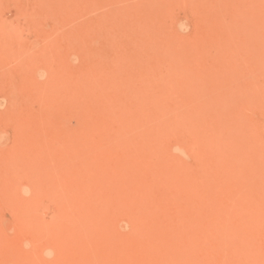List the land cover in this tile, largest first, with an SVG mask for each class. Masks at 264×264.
<instances>
[{
    "label": "rangeland",
    "instance_id": "1",
    "mask_svg": "<svg viewBox=\"0 0 264 264\" xmlns=\"http://www.w3.org/2000/svg\"><path fill=\"white\" fill-rule=\"evenodd\" d=\"M260 1L0 0V264H264Z\"/></svg>",
    "mask_w": 264,
    "mask_h": 264
},
{
    "label": "bare ground",
    "instance_id": "2",
    "mask_svg": "<svg viewBox=\"0 0 264 264\" xmlns=\"http://www.w3.org/2000/svg\"><path fill=\"white\" fill-rule=\"evenodd\" d=\"M202 1H204V0H202ZM259 1H260V0H259ZM158 2H159V1H158ZM200 2H201V1H200ZM217 2H218V1H217ZM148 3H149V2H148ZM153 3H154V2H153ZM256 3H257V2H256ZM260 3H261V1H260ZM198 4H200V3L198 2ZM205 4H206V3H205ZM247 5H248V4H247ZM259 5H260V4H259ZM261 5H262V4H261ZM261 5H260V6H261ZM251 6H252V4H251ZM149 7H150V6H149ZM193 7H194V5H193ZM196 7H197V6H196ZM199 7H200V6H199ZM221 7H222V6H221ZM247 7H248V6H247ZM249 7H250V5H249ZM262 7H263V5H262ZM194 8H195V7H194ZM200 8H201V7H200ZM257 8H258V7H257ZM138 9H139V8H138ZM152 9H153V8H152ZM212 10H213V9H212ZM125 11H126V10H125ZM125 11H124V12H125ZM149 11H150V10H149ZM205 11H206V10H205ZM208 11H209V10H208ZM136 12H137V11H136ZM196 12H197V9H196ZM206 12H207V11H206ZM216 12H217V11H216ZM218 12H219V11H218ZM121 13H122V12H121ZM127 13H128V11H127ZM138 13H139V12H138ZM214 13H215V12H214ZM113 14H114V13H113ZM115 14H116V13H115ZM115 14H114V16H115ZM123 14H124V13H123ZM125 14H126V13H125ZM149 14H150V13H149ZM215 14H216V13H215ZM131 15H132V14H131ZM160 15H161V13H160ZM105 16H106V15H105ZM111 16H112V15H111ZM120 16H121V15H120ZM123 17H124V16H123ZM246 17H247V16H246ZM111 18H112V17H111ZM124 18H125V17H124ZM106 19H107V17H106ZM148 19H149V18H148ZM150 19H151V18H150ZM247 19H248V17L245 18V20H247ZM145 20H146V19H145ZM248 21H250V20H248ZM248 21H247V22H248ZM259 21H260V20H259ZM252 22H254V21H252V19H251V23H252ZM112 23H113V22H111V24H112ZM148 23H149V22H148ZM254 23H255V22H254ZM117 24H118V23H117ZM245 24H246V23H245ZM146 26H147V24H146ZM244 26H245V25H244ZM245 27H246V26H245ZM131 28H132V27H131ZM157 28H158V27H157ZM248 28H250V27L248 26ZM153 29H154V28H153ZM241 29H243V28H241ZM246 29H247V28H246ZM104 30H105V29H104ZM124 30H125V29H124ZM147 30H148V29H147ZM243 30H244V29H243ZM254 30H255V29H254ZM254 30H253V32H254ZM241 31H242V30H241ZM156 32H158V31H156ZM244 32H245V31H244ZM137 33H138V32H137ZM152 33H154V32L152 31ZM254 33H256V32H254ZM254 33H253V34H254ZM110 34H111V33H110ZM147 34H148V33H147ZM106 35H107V34H106ZM113 35H114V34H113ZM254 35H255V34H254ZM126 36H127V35H126ZM147 37H148V35H147ZM252 37H253V36H252ZM252 37H251V38H252ZM255 37L257 38L256 35H255ZM258 37H259V36H258ZM114 38H115V36H114ZM157 38H158V37H157ZM116 39H117V37H116ZM121 39H122V37H121ZM121 39H120V40H121ZM244 39H245V38H244ZM257 39H258V38H257ZM133 40H134V39H133ZM156 40H157V39H156ZM158 40H159V39H158ZM158 40H157V42L159 43ZM242 40H243V39H242ZM161 41H162V40H161ZM232 41H233V39H232ZM243 41H245V40H243ZM258 41H259V39H258ZM258 41H257V42H258ZM233 42H234V41H233ZM158 43H157V46L159 47L160 43H159V45H158ZM161 43H162V42H161ZM135 45H137V44H135ZM121 46H122V45H121ZM150 46H151V45H150ZM160 46H161V45H160ZM144 47H145V45H144ZM147 47H148L149 49L151 48V47H149V46H147ZM147 47H145V48H147ZM242 47H243V45H242ZM245 47H246V45H245ZM155 48H156V47H155ZM124 49H125V48H124ZM158 49H159V48H158ZM160 49H161V48H160ZM160 49H159V50H160ZM138 50H139V49H138ZM260 50H261V49H260ZM156 51H157V50H156ZM246 51H247V50H246ZM249 51H251V50L249 49ZM263 51H264V49H263ZM123 52H124V51H123ZM123 52H122V53H123ZM141 52H143V51H141ZM113 54H114V53H113ZM117 54H118V53H117ZM125 54H126V53H125ZM160 54H163V53L161 52ZM180 54H181V52H180ZM261 54H262V50H261ZM144 55H145V54H144ZM146 55H147V54H146ZM256 55H258V54H256ZM259 55H260V54H259ZM122 56H123V55H122ZM158 56H159V55H158ZM120 57H121V56H120ZM120 57H117V58H120ZM182 57L185 58V55H183ZM182 57H181V58H182ZM235 57H236V56H235ZM126 58H127V57H126ZM186 58H187V57H186ZM157 59H158V58H157ZM139 60H141V59H139ZM232 60H234V59L232 58ZM115 61H116V60H115ZM115 61H114V62H115ZM112 62H113V61H112ZM128 62H129V61H128ZM229 62H230V59H229ZM233 62H234V61H233ZM235 62H236V59H235ZM235 62H234V63H235ZM260 62H261V60H260ZM116 63H117V62H116ZM116 63H115L114 65H116ZM139 63H140V62H139ZM141 63H142V61H141ZM147 63H148V62H147ZM188 63H189V61H188ZM118 64H119V63H117V65H118ZM129 64H130V62H129ZM178 64H179V63H178ZM219 64H220V62H219ZM223 64H225V63H223ZM223 64H222V65H223ZM226 64H227V63H226ZM142 65H143V64H142ZM172 65H173V64H172ZM230 65H231V64H230ZM236 65H237V64H236ZM111 66H112V64H111ZM175 66L177 67V65H175ZM180 66H181V65H180ZM223 66H226V65H223ZM187 67H188V66H187ZM112 68H113V67H112ZM115 68H116V66H115ZM124 68H125V67H124ZM143 68H144V67H143ZM146 68H147V67H146ZM152 68H153V67H152ZM155 68H156V67H155ZM158 68H159V67H158ZM263 68H264V67H263ZM119 69H121V68H119ZM119 69H118V70H119ZM140 69H141V67H140ZM159 69H160V68H159ZM180 69H181V68H180ZM186 69H188V68H186ZM112 70H114V69H112ZM118 70H116V71H118ZM148 70H149V69H148ZM152 70H153V69H152ZM160 70H161V69H160ZM190 70H191L190 72L193 74L192 69H190ZM173 71H174V69H173ZM131 72H132V71H131ZM177 72H178V71H177ZM196 72H197V71H196ZM200 72H201V71H200ZM219 72H221V71H219ZM112 73H113V72H112ZM129 73H130V72H129ZM171 73H172V72H171ZM179 73H180V72H179ZM194 73H195V72H194ZM202 73H203V72H202ZM110 74H111V73H110ZM110 74H109V75H110ZM138 74H139V73H137V75H138ZM140 74H141V73H140ZM142 74H143V73H142ZM152 74H153V73H152ZM156 74H157V73H156ZM180 74H181V73H180ZM180 74H179V75H180ZM188 74H189V73H188ZM203 74H204V73H203ZM212 74H213V73H212ZM120 75H121V74H120ZM175 75H176V74H175ZM175 75L173 74V78L175 77ZM204 75H206V74H204ZM215 75H216V74H215ZM111 76H112V75H110V77H111ZM177 76H178V75H177ZM207 76H208V75H207ZM210 76H211V75H210ZM213 76H214V75H213ZM123 77H124V76H123ZM129 77H130V79H131V75H130ZM138 77H139V76H138ZM141 77H142V75H141ZM153 77H154V74H153ZM165 77H166V76H165ZM198 77H199V76H198ZM204 77H205V76H204ZM142 78H143V77H142ZM183 78H184V76H183ZM201 78H202V77H201ZM110 79H111V78H110ZM175 79H177V78H175ZM178 79H179V78H178ZM178 79H177V82H178ZM189 79L191 80V79H193V78H191L190 75H189L188 80H189ZM210 79H211V78H210ZM157 80H158V79H157ZM172 80H173V79H172ZM188 80H186V83H187ZM204 80H205V79H204ZM206 80H207V79H206ZM206 80H205V81H206ZM212 80H213V79H212ZM216 80H217V79H216ZM222 80H223V79H222ZM123 81H124V80H123ZM137 81H138V80H137ZM146 81H148V79H147ZM173 81H174V80H173ZM181 81H182V80H180V82H181ZM183 81H184V79H183ZM191 81H192V80H191ZM193 81H194V80H193ZM220 81H221V80H220ZM110 82H111V81H110ZM154 82H155V81H154ZM195 82H196V80H195ZM201 82H202V79H201ZM217 82H218V81H217ZM225 82H227V80H225ZM104 83H105V82H104ZM146 83H148V82H146ZM182 83L185 84V81L182 82ZM189 83H191V82H189ZM196 83H197V82H196ZM155 84H156V83H155ZM155 84H152V85L150 84V85L153 87ZM163 84H164V83H163ZM192 84H194V83H192ZM217 84H218V83H217ZM220 84H221V83H220ZM227 84H228V82H227ZM106 85H107V84H106ZM144 85H146V84H144ZM165 85H166V84H165ZM167 85H169V84H167ZM194 85H195V84H194ZM194 85H192V87H194ZM209 85H210V84H209ZM213 85H214V84H213ZM155 86H156V85H155ZM189 86L191 87V84H190ZM211 86H212V85H211ZM211 86H210V89H211ZM137 87H138V85H137ZM152 87H151V88H152ZM163 87H164V86H163ZM167 87H168V86H167ZM170 87H171V86H170ZM197 87H198V85H197ZM205 87H206V86H205ZM213 87H214V86H213ZM223 87H224V85H223ZM227 87H228V85H227ZM138 88H139V87H138ZM175 88H176V87H175ZM183 88H184V87H183ZM194 88H195V87H194ZM198 88H199V87H198ZM215 88H216V87H215ZM105 89H106V87H105ZM140 89H141V88H140ZM149 89H150V88H149ZM160 89H161V87H160ZM162 89H163V88H162ZM162 89H161V90H162ZM176 89H177V88H176ZM199 89H200V88H199ZM207 89H209V88L207 87ZM123 90H124V89H123ZM126 90H127V89H126ZM145 90H146V89H145ZM150 90H151V89H150ZM163 90H164V89H163ZM190 90H191V88H190ZM204 90H205V89H204ZM147 91H148V90H147ZM153 91H155V90H153ZM175 91H178V89L175 90ZM216 91H217V90H216ZM219 91H220V90H219ZM104 92H105V91H104ZM142 92H143V91H142ZM149 92H151V91H149ZM149 92H148V93H149ZM170 92L173 93V91H170ZM217 92H218V91H217ZM217 92H216V93H217ZM122 93H123V92H122ZM151 93H152V92H151ZM160 93H162V92H160ZM181 93H182V92H181ZM185 93H186V92H185ZM123 94H124V93H123ZM128 94H129V92H128ZM153 94H155V93H153ZM163 94H164V93H163ZM175 94H177V93H175ZM175 94H174V95H175ZM214 94H215V92H214ZM146 95H147V93H146ZM150 95H152V94H150ZM155 95H156V98H158L161 94H160L159 96H158L157 94H155ZM184 95H185V94H184ZM197 95L199 96V94H197ZM215 95H216V94H215ZM129 96H130V95H129ZM143 96H144V95H143ZM143 96H142V97H143ZM147 96H148V95H147ZM147 96H146V97H147ZM157 96H158V97H157ZM162 96H163V95H162ZM175 96H176V95H175ZM179 96H180V95H179ZM193 96H195V95H193ZM200 96H201V95H200ZM206 96H207V95H206ZM210 96H211V95H210ZM218 96H219V95H218ZM121 97H122V96H121ZM130 97H131V96H130ZM133 97H134V96H133ZM150 97H151V96H149L147 99H149ZM163 97H166V96H163ZM167 97H168V96H167ZM127 98H129V97H127ZM160 98H161V96H160ZM202 98H203V97H202ZM219 98H220V97H219ZM170 99H171V97H170ZM182 99H183V97H182ZM186 99H187V98H186ZM124 100H125V99H124ZM130 100H131V99H130ZM130 100H129V101H130ZM173 100H174V99H173ZM201 100H202V99H201ZM204 100H205V99H204ZM210 100H211V99H210ZM133 101H134V100H133ZM164 101H165V100H164ZM164 101H163V102H164ZM170 101H171V100H170ZM176 101H177V100H176ZM183 101H184V100H183ZM199 101H200V100H199ZM199 101H198V102H199ZM124 102H125V101H124ZM166 102H167V101H166ZM177 102H178V101H177ZM160 103H161V102H160ZM128 104H129V103H128ZM165 104L167 105V103H165ZM196 104H197V103H196ZM199 104H200V103H199ZM207 104H209V102H207ZM215 104H216V103H215ZM215 104H214V106H215ZM44 105H45V104H44ZM179 105H180V103H178V106H179ZM111 106H112V105H111ZM121 106H122V105H121ZM125 106H126V105H125ZM128 106H130V105H128ZM148 106H149V105H148ZM169 106H170V105H169ZM181 106H182V105H181ZM181 106H179V107H181ZM223 106H224V105H223ZM44 107H46V105H45ZM90 107H91V105H90ZM102 107H103V106H102ZM123 107H124V106H123ZM162 107H163V106H162ZM179 107H178V108H179ZM215 107H216V106H215ZM219 107H220V106H218V108H219ZM46 108H47V107H46ZM49 108H50V107H49ZM120 108H121V107H120ZM129 108H130V107H129ZM163 108H164V107H163ZM163 108H161V110H162ZM178 108H177V109H178ZM182 108H183V107H182ZM182 108H181V109H182ZM204 108H205V107H204ZM44 109H45V108H44ZM47 109H48V108H47ZM92 109H93V108H92ZM166 109H167V107H166ZM214 109H215V108H214ZM121 110H122V109H121ZM47 111H48V110H47ZM139 111H140V110H139ZM158 111H159V110H158ZM181 111H182V110H181ZM208 111H209V110H208ZM128 112H129V111H128ZM144 112H145V110H144ZM146 112H147V111H146ZM117 113H118V112H117ZM159 113H160V112H159ZM159 113H158V114H159ZM161 113H162V112H161ZM193 113H194V112H193ZM197 113H198V112H197ZM112 114H113V113H112ZM131 114H132V113H131ZM144 114H145V113H144ZM153 114H154V113H153ZM163 114H164V111H163ZM173 114H174V113H173ZM201 114H202V113H201ZM116 115H117V114H116ZM122 115H123V114H122ZM156 115H157V113H156ZM159 115H160V114H159ZM119 116H120V115H119ZM132 116H133V115H131V116H129V117H132ZM152 116H153V115H151V118H152ZM167 116H168V115H167ZM187 116H188V115H187ZM226 116H227V115H226ZM154 117L156 118V116H154ZM180 117H181V116H180ZM119 118H120V117H119ZM144 118H145V117H144ZM165 118H166V117H165ZM165 118H164V119H165ZM197 118H198V117H197ZM217 118H218V117H217ZM127 119L130 120L129 118H127ZM136 119H137V117H136ZM173 119H174V118H173ZM195 119H196V118H195ZM198 119H199V118H198ZM202 119H203V118H202ZM121 120H122V118L120 119V122H121ZM149 120H151V119H149ZM152 120H153V119H152ZM200 120H201V119H200ZM207 120H208V118H207ZM207 120H206V121H207ZM117 121H119V120H117ZM125 121H126V119H125ZM125 121H124V122H125ZM145 121H146V120H145ZM163 121H164V120H163ZM167 121H168V119H167ZM177 121H178V120H177ZM110 122H111V121H110ZM112 122H113V121H112ZM115 122H116V121H114V123H115ZM133 122H134V121H133ZM147 122H148V121H147ZM189 122H190V121H189ZM212 122H213V121H212ZM128 123H129V122H128ZM153 123H154V122H153ZM183 123H184V122H183ZM216 123H217V120H216ZM119 124H120V123H119ZM144 124H145V123H144ZM175 124L178 125V123H175ZM191 124H192V123H191ZM117 125H118V123H117ZM124 125H125V123H124ZM126 125H127V124H126ZM136 125H137V123H136ZM162 125H163V124H162ZM165 125H166V124H165ZM169 125H170V124H169ZM187 125H188V124H187ZM131 126H132V124H131ZM148 126H149V125H148ZM163 126H164V125H163ZM167 126H168V125H167ZM167 126H165V127H167ZM188 126H189V125H188ZM188 126H185V127H188ZM211 126H212V125H211ZM139 127H140V125H139ZM170 127H171V126H170ZM170 127H169V128H170ZM175 127H176V126H175ZM215 127H216V126H215ZM148 128H149V127H148ZM151 128H152V127H151ZM151 128H150V129H151ZM167 128H168V127H167ZM191 128H192V127H191ZM191 128H190V129H191ZM118 129H119V128H118ZM143 129H144V128H143ZM163 129H164V128H163ZM205 129H206V128H205ZM139 130H140V128H139ZM168 130H169V129H168ZM201 130H202V129H201ZM213 130H214V129H213ZM119 131H120V130H119ZM140 131H141V130H140ZM142 131H143V130H142ZM192 131H193V130H192ZM124 132H125V130H124ZM124 132H123V133H124ZM156 132H159V131H156ZM206 132H207V131H206ZM212 132H213V131H212ZM159 133H160V132H159ZM161 133H162V132H161ZM164 133H165V132H164ZM178 134H179V133H178ZM183 134H184V133H183ZM211 134H212V133H211ZM159 135H160V134H159ZM205 136H206V135H205ZM212 136H213V135H212ZM181 137H182V136H181ZM201 138H202V137H201ZM185 139H186V138H185ZM209 139H210V138H209ZM214 139H215V138H214ZM193 140H195V139H193ZM186 141H187V140H186ZM186 141H185V142H186ZM193 142H194V141H193ZM223 142H224V140H223ZM187 143H188V142H187ZM210 143H211V142H210ZM193 144H195V143H193ZM196 144H197V142H196ZM221 144H222V143H221ZM181 145H182V141H181ZM181 145H180V146H181ZM222 145H223V144H222ZM222 145H220V146H222ZM200 146H201V145H200ZM215 146H216V145H215ZM215 146H214V144H213V147H214L213 150H214V151H215ZM218 147H219V146H218ZM191 148H192V147H191ZM193 149H194V148H193ZM136 151H137V150H136ZM205 151L207 152L206 149H205ZM210 151H211V150H210ZM215 152H216V151H215ZM161 153H162V152H161ZM161 153H160V154H161ZM190 153H191V152H190ZM210 153H211V152H210ZM218 153H220V152H218ZM162 154H163V153H162ZM195 155H196V154H195ZM198 155H199V154H198ZM200 155H201V154H200ZM217 155H218V154H217ZM159 156H160V155H159ZM205 156H206V155H205ZM225 156H226V154H225ZM140 157H141V156H140ZM206 157H207V156H206ZM214 157H215V156H214ZM137 158H138V160H139L138 155H137ZM194 158H195V156H194ZM209 158H210V156H209ZM221 158H223V157H221ZM185 159H186V158H185ZM160 160H162V158H161ZM194 160H195V159H194ZM208 160H209V159H208ZM163 161H164V160H163ZM167 162H168V161H167ZM165 163H166V162H165ZM197 163H198V161H197ZM199 163H201L200 160H199ZM160 164H161V162H160ZM189 164H190V163H188V165H187V164H186V165L189 166ZM165 165H167V164H165ZM184 165H185V164H184ZM199 165H200V164H199ZM199 165H198V166H199ZM136 166H137V165H136ZM159 166H160V165H159ZM163 166H164V165H163V163H162V168H163ZM133 168H134V167H133ZM135 168H136V167H135ZM187 168L189 169V167H187ZM136 169H137V168H136ZM200 169H201V168H200ZM132 170H133V169H132ZM176 170H177V169H176ZM176 170H175V171H176ZM180 170H181V169H180ZM205 170H206V169H205ZM138 171H139V169H138ZM202 171H203V169H202ZM131 172H132V171H131ZM190 172H192V171H190ZM178 173H179V172H178ZM191 174H192V173H191ZM187 175H188V174H187ZM183 176H184V175H183ZM192 176H193V175H192ZM126 177H127V176H126ZM186 177H187V176H186ZM186 177H185V178H186ZM127 178H128V177H127ZM180 178H181V177H180ZM184 180H185V179H183V181H184ZM129 181H131V180H129ZM132 181H133V180H132ZM187 181H188V179H187ZM178 182H179V181H178ZM189 182H190V180H189ZM193 182H194V181H193ZM193 182H190V183H193ZM171 184H172V183H171ZM169 185H170V184H169ZM183 185H184V184H183ZM188 185H190V184L188 183ZM188 185L186 186L187 188H188ZM191 186H192V185H191ZM177 187H178V186H177ZM189 187H190V186H189ZM193 187H194V186H193ZM195 187H196V186H195ZM197 187H198V186H197ZM197 187H196V188H197ZM178 188H179V187H178ZM184 188H185V187H184ZM187 188H186V189H187ZM184 190H185V189H184ZM195 190H196V189H195ZM184 192H185V191H184ZM187 192H188V191H187ZM187 192H185V194H186ZM159 193H160V191H159ZM159 193H158V194H159ZM171 193L174 194V192H171ZM175 193H177V191H176ZM179 193H180V192H179ZM192 193H193V192H192ZM170 195H171V194H170ZM179 195H180V194H179ZM182 195H183V194H182ZM186 195H187V194H186ZM194 195H195V193H194ZM190 196H191V195H190ZM172 197H174V196H172ZM178 197H179V196H178ZM191 197L193 198V195H192ZM201 197H202V199H203V196H201ZM168 198H171V197H168ZM186 198H187V197H186ZM171 199H172V198H171ZM176 199H177V198H176ZM174 200H175V199H174ZM178 200H179V199H178ZM188 200H189V199H188ZM188 200H187V201H188ZM185 201H186V200H185ZM187 201H186V202H187ZM189 201H190V200H189ZM176 202H177V201H176ZM184 204H185V203H184ZM189 204H190V202H189ZM180 206H181V204H180ZM185 206H186L185 208H187V205H185ZM201 206H202V205H201ZM203 215H204V214H203Z\"/></svg>",
    "mask_w": 264,
    "mask_h": 264
}]
</instances>
